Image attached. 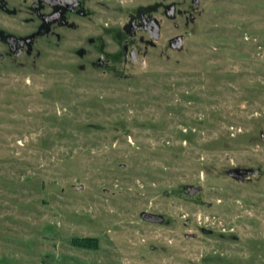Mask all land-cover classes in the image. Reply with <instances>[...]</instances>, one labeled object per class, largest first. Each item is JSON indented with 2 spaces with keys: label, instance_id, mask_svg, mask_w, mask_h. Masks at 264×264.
Masks as SVG:
<instances>
[{
  "label": "rangeland",
  "instance_id": "374dc122",
  "mask_svg": "<svg viewBox=\"0 0 264 264\" xmlns=\"http://www.w3.org/2000/svg\"><path fill=\"white\" fill-rule=\"evenodd\" d=\"M176 1L127 76L0 59V264H264V0Z\"/></svg>",
  "mask_w": 264,
  "mask_h": 264
},
{
  "label": "flooded vegetation",
  "instance_id": "af4514ba",
  "mask_svg": "<svg viewBox=\"0 0 264 264\" xmlns=\"http://www.w3.org/2000/svg\"><path fill=\"white\" fill-rule=\"evenodd\" d=\"M179 5L176 0H0V59L17 62L40 56L49 47L61 50L74 36L82 71L94 68L127 76L118 66L138 62L143 46L146 51L157 46L165 18L195 19ZM243 175L253 176L247 171Z\"/></svg>",
  "mask_w": 264,
  "mask_h": 264
},
{
  "label": "water",
  "instance_id": "95a60500",
  "mask_svg": "<svg viewBox=\"0 0 264 264\" xmlns=\"http://www.w3.org/2000/svg\"><path fill=\"white\" fill-rule=\"evenodd\" d=\"M200 0H195V2H199ZM171 7H175V4H171ZM174 10V9H173ZM156 30L159 31V25L156 23L155 26ZM159 33H157V35L155 36V38H158ZM184 46V36L179 35L176 36L172 39V47L174 49H182ZM135 59H137V57L135 56ZM249 172L251 173L253 176L259 174L260 169H235V170H231L229 173L235 177H237L239 180L244 181L247 176L243 175V172ZM83 186H79V188H82ZM190 193L195 194L197 193L200 188L199 187H190ZM142 217L148 221H152V222H164L165 221V217L161 214L158 213H153V212H149V211H144L142 213ZM207 232H211V230H207Z\"/></svg>",
  "mask_w": 264,
  "mask_h": 264
},
{
  "label": "trees",
  "instance_id": "16d2710c",
  "mask_svg": "<svg viewBox=\"0 0 264 264\" xmlns=\"http://www.w3.org/2000/svg\"><path fill=\"white\" fill-rule=\"evenodd\" d=\"M77 246L95 249L98 247V239L95 237H86L76 241Z\"/></svg>",
  "mask_w": 264,
  "mask_h": 264
}]
</instances>
